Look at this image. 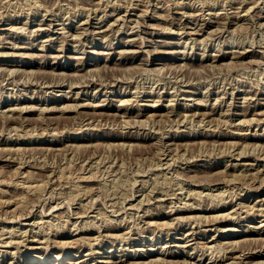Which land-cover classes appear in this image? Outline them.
Listing matches in <instances>:
<instances>
[{
	"label": "rangeland",
	"instance_id": "374dc122",
	"mask_svg": "<svg viewBox=\"0 0 264 264\" xmlns=\"http://www.w3.org/2000/svg\"><path fill=\"white\" fill-rule=\"evenodd\" d=\"M263 12L264 0H0V264H264Z\"/></svg>",
	"mask_w": 264,
	"mask_h": 264
},
{
	"label": "bare ground",
	"instance_id": "6f19581e",
	"mask_svg": "<svg viewBox=\"0 0 264 264\" xmlns=\"http://www.w3.org/2000/svg\"><path fill=\"white\" fill-rule=\"evenodd\" d=\"M241 3H243V2H241ZM245 3H246V2H245ZM240 7H241V6H240ZM250 7H251V5H250ZM250 7H249V8H250ZM238 8H239V7H238ZM246 8H247V6H246ZM242 10H243V9H242ZM245 10H246V9H245ZM245 10H244V11H245ZM95 11H96V10H95ZM141 11H142V10H141ZM246 11H247V10H246ZM246 11H245V12H246ZM145 12H146V11H145ZM145 12H144V13H145ZM111 13H114V12H111ZM116 13H117V12H116ZM118 13H119V12H118ZM137 13H138V12H137ZM139 13H140V12H139ZM139 13H138V14H139ZM248 13H249V12H248ZM1 14H2V13H1ZM1 14H0V15H1ZM96 14H97V13H96ZM141 14H142V12H141L139 15H141ZM223 14H224V13H223ZM223 14H222V15H223ZM56 15H57V14H56ZM58 15H59V14H58ZM116 15H118V14H116ZM119 15H120V14H119ZM130 15H131V14H130ZM146 15H148V14H146ZM151 15H152V13H151ZM153 15H154V14H153ZM222 15H221V16H222ZM236 15H237V14H236ZM263 15H264V12H263ZM1 16H3V15H1ZM1 16H0V18H2ZM7 16H9V15H7ZM46 16H47V15H46ZM90 16H91V15H90ZM121 16H122V15H121ZM180 16H181V14H180ZM180 16H179V17H180ZM221 16H220V18H221ZM225 16H226V15H225ZM237 16H238V15H237ZM243 16H244V15H243ZM259 16H260V15H259ZM47 17H48V16H47ZM47 17H46V18H47ZM49 17H50V15H49ZM52 17H53V16H52ZM60 17H61V16H60ZM85 17H86V16H85ZM91 17H93V16H91ZM97 17H98V16H97ZM100 17H101V16H100ZM114 17H115V16H114ZM116 17H117V16H116ZM118 17H120V16H118ZM128 17H129V16H128ZM128 17H127V18L125 17V18L128 19ZM131 17H132V16H131ZM135 17H136V14H135ZM135 17H134V18H135ZM140 17H142V16H140ZM149 17H150V15H149ZM156 17H157V15H156ZM165 17H166V16H165ZM165 17H164V18H165ZM167 17H168V16H167ZM181 17H182V16H181ZM197 17H198V16H197ZM223 17H224V16H223ZM244 17H245V16H244ZM257 17H258V16H257ZM261 17H262V16H261ZM261 17H258V19H260ZM7 18H9V17H7ZM58 18H59V17H58ZM61 18H63V17H61ZM86 18H87V17H86ZM86 18H84V19L86 20ZM102 18H103V17H102ZM102 18H101V19H102ZM121 18H123V16H122ZM125 18H124V20H125ZM137 18H138V17H137ZM137 18H136V19H137ZM143 18H144V16H143ZM152 18H153V17H152ZM172 18H173V17H172ZM174 18H175V17H174ZM176 18H177V17H176ZM198 18H199V17H198ZM228 18H229V17H228ZM238 18H239V17H238ZM65 19H66V17H65ZM87 19H88V18H87ZM90 19H91V18H90ZM95 19H96V17H95ZM98 19H99V17H98ZM130 19H131V18H130ZM139 19H140V18H139ZM139 19L136 20L137 23H138V20H139ZM141 19H142V18H141ZM141 19H140V22L143 21V20L141 21ZM145 19H146V18H145ZM165 19H166V18H165ZM179 19H180V18H179ZM204 19H206V18H204ZM207 19H208V18H207ZM234 19H235V18H234ZM234 19H233V21H234ZM242 19H243V18H242ZM246 19H247V18H246ZM43 20H44V19H43ZM80 20L83 21L82 18H81ZM80 20H79V21H80ZM93 20H94V19H93ZM108 20H109V19H108ZM113 20H114V19H113ZM116 20H117V19H116ZM118 20H119V18H118ZM132 20H134V19L132 18ZM168 20H169V19H168ZM187 20H188V19H187ZM193 20H194V19H193ZM196 20H197V19H196ZM196 20H195V21H196ZM209 20L211 21V19H209ZM226 20H227V19H226ZM240 20H241V19H240ZM3 21H4V20H3ZM51 21H52V20H51ZM55 21H56V20H55ZM61 21H62V20H61ZM81 21H80V22H81ZM119 21H120V20H119ZM129 21H130V20H129ZM129 21H128V22H129ZM149 21H150V20H149ZM166 21H167V20H166ZM216 21H217V20H216ZM218 21H219V19H218ZM218 21H217V22H218ZM223 21H224V20H223V18H222V21H221V22H223ZM243 21H244V20H243ZM39 22H40V21H39ZM42 22H43V21H42ZM80 22H79V23H80ZM83 22H84V21H83ZM86 22H87V21H86ZM110 22H111V21H110ZM114 22H116V21L114 20ZM121 22H123V21H121ZM121 22H120V23H121ZM124 22H125V21H124ZM136 22H135V23H136ZM140 22H139V23H140ZM143 22H144V21H143ZM143 22H142V23H143ZM150 22H151V21H150ZM173 22H174V20H173ZM187 22H188V21H187ZM190 22H193V21H190ZM219 22H220V21H219ZM224 22H225V21H224ZM231 22H232V21H231ZM234 22H235V21H234ZM259 22H260V21H259ZM259 22L257 21L256 23H259ZM261 22H262V21H261ZM47 23H50V20H49V22H47ZM51 23H52V22H51ZM51 23H50V24H51ZM76 23H77V22H76ZM107 23H109V21H108ZM112 23H113V22H112ZM125 23H126V22H125ZM135 23L133 22V23H130V24L127 23V24L130 26L131 24L134 25ZM146 23H147V22H146ZM168 23H169V22H167V24H168ZM175 23H176V21H175ZM177 23H178V22H177ZM200 23H201V22H200ZM200 23H198V25H201ZM228 23H229V22H228ZM228 23H227V24H228ZM242 23H243V22H242ZM263 23H264V21H263ZM50 24H49V25H50ZM64 24H65V23H64ZM72 24H73V23H72ZM85 24H86V26H87V25H88V22L85 23ZM85 24H84V25H85ZM93 24H94V23H93ZM116 24H117V23H116ZM122 24H123V23H122ZM122 24H121V25H122ZM140 24H141V23H140ZM140 24H139V25H140ZM150 24H151V23H150ZM153 24H154V23H153ZM171 24H172V23H171ZM180 24H181V23H180ZM184 24H185V23H184ZM184 24H183V25H184ZM196 24H197V23H196ZM211 24H212V23H211ZM219 24H220V23H219ZM236 24H239V23H236ZM39 25H40V24H39ZM52 25H53V24H52ZM74 25H75V24H74ZM94 25H95V24H94ZM118 25H120V24H118ZM133 25H132V26H133ZM136 25H137V24H135V26H136ZM176 25H177V24H176ZM190 25H191V24H190ZM194 25H195V24H193V26H194ZM213 25H214V24H213ZM239 25H240V24H239ZM239 25H237V27H238ZM261 25H262V24H261ZM22 26H23V25H22ZM34 26H35V25H34ZM42 26H43V25H42ZM42 26H41V27H42ZM44 26H45V25H44ZM62 26H63V25H62ZM64 26H65V25H64ZM76 26H77V25H76ZM79 26H80V25H79ZM86 26H85V28H86ZM92 26H93V25H92ZM105 26H106V24H105ZM108 26H110V25L107 24V26L104 27V28H107ZM116 26H117V25H116ZM126 26H127V25H125V27H126ZM132 26H131V28H132ZM135 26H134V28H135ZM143 26H144V25H143ZM146 26H147V25H146ZM151 26H152V25H151ZM151 26H150V27H151ZM177 26H179V25H177ZM187 26H188V25H187ZM196 26H197V25H196ZM196 26H195V27H196ZM201 26H202V25H201ZM207 26H208V25H207ZM214 26H215V25H214ZM227 26H228V25H227ZM4 27H5V26H4ZM6 27H7V26H6ZM8 27H9V26H8ZM12 27L14 28V26H12ZM15 27L17 28L18 26H15ZM38 27H40V26H37L36 28H38ZM47 27H48V25H47ZM111 27H112V26H111ZM127 27H128V26H127ZM152 27H153V26H152ZM180 27H181V26H180ZM180 27H179V28H180ZM190 27H191V26H190ZM190 27H189V28H190ZM222 27H223V26H222ZM225 27H226V25H225ZM225 27H224V28H225ZM234 27H235V24H234ZM9 28H11V27H9ZM9 28H8V29H9ZM19 28L22 29V27H19ZM43 28H45V27H43ZM49 28H50V27H48V29H49ZM53 28H54V27H53ZM76 28H77V27H76ZM90 28H91V27H90ZM104 28H102V30H104ZM128 28H129V27H128ZM131 28H129V29H131ZM136 28H137V27H136ZM154 28H155V26H154ZM182 28H183V27H182ZM196 28H199V27H196ZM200 28H201V27H200ZM211 28H212V27H211ZM218 28H220V26H218ZM235 28H236V27H235ZM241 28H242V26H241ZM21 29H19V31H22V30H23V29H22V30H21ZM31 29H32V28H31ZM31 29H30V30H31ZM34 29H35V27L33 28V30H34ZM64 29H65V28H64ZM74 29H75V28H74ZM79 29H80V28H79ZM91 29H92V28H91ZM100 29H101V28H100ZM110 29H111V28H110ZM113 29H114V28H113ZM119 29H120V28H119ZM122 29H123V28H122ZM137 29H139V28H137ZM143 29H144V28H143ZM143 29H142V31H143ZM194 29H195V28H193V30H194ZM213 29H214V28H213ZM213 29H211V30H213ZM221 29H222V28H221ZM13 30H14V29H13ZM35 30H36V29H35ZM35 30H34V31H35ZM39 30H40V29H39ZM44 30H45V29H44ZM50 30H51V29H50ZM55 30H56V29H55ZM81 30H84V26H83V29L81 28ZM96 30H97V29H96ZM96 30H95V31H96ZM108 30H109V28H108ZM133 30H134V29H133ZM139 30H140V29H139ZM152 30H153V29H152ZM181 30H184V29H180V31H181ZM201 30H202V29H201ZM217 30L220 31V29H217ZM237 30H238V29H237ZM9 31H10V30H9ZM9 31H8V33H9ZM69 31H70V30H69ZM77 31H79V30H77ZM87 31H88V30H87ZM93 31H94V30H93ZM93 31H90V33L93 32ZM98 31H100V30H98ZM145 31H146V30H145ZM184 31H185V30H184ZM188 31H189V30H188ZM188 31H187V32H188ZM191 31H192V29H191ZM196 31H197V30H196ZM198 31H199V30H198ZM219 31H216V32H219ZM221 31H222V30H221ZM39 32H40V31H39ZM39 32H38V33H39ZM44 32H45V31H44ZM61 32H63V31L61 30ZM108 32H109V31H108ZM110 32H111V31H110ZM113 32H114V31H113ZM148 32H149V31H148ZM148 32H147V33H148ZM182 32H183V31H182ZM185 32H186V31H185ZM193 32H194V31H193ZM210 32H212V31H210ZM210 32H208V33H210ZM2 33H3V32H2ZM17 33H19V32H17ZM63 33H64V32H63ZM71 33H72V32H71ZM74 33H76V32H74ZM74 33H72V34H74ZM83 33L85 34V32H83ZM87 33H88V32H87ZM98 33H99V32H98ZM100 33H101V32H100ZM102 33H103V32H102ZM137 33H138V32H137ZM142 33H143V32H142ZM149 33H150V32H149ZM199 33H200V31H199ZM206 33H207V32H206ZM206 33H204V34H206ZM208 33H207V34H208ZM5 34H6V33H5ZM10 34H11V33H10ZM47 34H48V33H46V35H47ZM77 34H78V33H77ZM81 34H82V31H81ZM108 34H109V33H108ZM138 34H139V33H138ZM151 34H152V32H151ZM180 34H182V33H180ZM184 34H186V33H184ZM1 35H2V34H1ZM48 35H49V34H48ZM61 35H63V34H61ZM66 35H67V34H66ZM69 35H70V34H69ZM99 35H100V34H99ZM102 35H103V34H102ZM130 35H131V34H130ZM135 35L137 36V34H135ZM143 35H144V34H143ZM143 35L141 34V36H143ZM195 35H196V34H195ZM216 35H217V34H216ZM7 36H8V35H7ZM54 36H55V35H54ZM64 36H65V34H64ZM74 36H75V35H74ZM74 36H73V37H74ZM79 36H80V38H81V35L78 34V37H79ZM128 36H129V35H128ZM141 36H140V37H141ZM213 36H214V35H213ZM1 37H2V36H0V38H1ZM4 37H5V36H4ZM52 37H53V36H51V38H52ZM57 37H58V35H57ZM65 37H66V36H65ZM94 37H95V36H94ZM103 37H105V36L103 35ZM126 37H127V36H126ZM129 37H130V36H129ZM131 37H132V36H131ZM131 37H130V39H131ZM133 37H134V36H133ZM133 37H132V38H133ZM182 37H183V36H182ZM189 37H190V36H189ZM194 37H195V36H194ZM200 37H202V36H200ZM2 38H3V37H2ZM6 38H7V37H6ZM46 38H47V37H46ZM46 38H44V39H46ZM55 38H56V37H55ZM85 38H86V37H85ZM90 38H91V37H90ZM90 38H89V39H90ZM119 38H120V37H119ZM121 38H122V37H121ZM124 38H125V36H124ZM134 38H136V37H134ZM148 38H150V37H148ZM148 38H146V39H148ZM151 38H152V37H151ZM184 38H185V37H184ZM186 38H187V37H186ZM40 39H41V38H40ZM128 39H129V38H128ZM139 39H140V38H139ZM188 39H190V38H188ZM1 40H2V39H1ZM47 40H48V39H47ZM77 40H78V39H77ZM91 40H92V39H91ZM134 40H135V39H134ZM140 40H141V39H140ZM152 40H153V39H152ZM186 40H187V39H185V42H186ZM32 41H33V40H32ZM36 41H37V39H36ZM43 41H44V40H43ZM53 41H54V40H53ZM64 41H65V40H64ZM64 41L62 42L63 44H64ZM141 41H142V40H141ZM153 41H154V40H153ZM4 42H5V40H4ZM29 42H30V41H29ZM65 42H66V41H65ZM74 42H75V39H74ZM79 42H80V39H79ZM83 42H84V41H83ZM138 42H139V41H138ZM144 42H145V41H144ZM147 42H148V41H147ZM151 42H152V41H151ZM165 42H166V41H165ZM183 42H184V41H183ZM8 43H10V42H8ZM11 43H12V42H11ZM11 43H10V45H11ZM16 43H17V42H16ZM24 43H25V42H24ZM33 43H34V42H33ZM111 43H112V42H111ZM128 43H129V41H128ZM163 43H164V42H163ZM163 43H160V44H163ZM2 44H3V43H2ZM36 44H37V43H36ZM39 44H40V43H39ZM41 44H42V43H41ZM47 44H48V42H47ZM109 44H110V43H109ZM124 44H125V43H124ZM146 44H147V43H146ZM149 44H150V43H149ZM158 44H159V42H158ZM248 44H249V43H248ZM3 45H4V44H3ZM15 45H16V44H15ZM15 45H13V46H15ZM21 45H22V44H20V46H21ZM28 45H29V44H28ZM32 45H33V44H32ZM43 45H44V44H43ZM50 45H51V44H50ZM54 45H55V44H54ZM110 45H112V44H110ZM121 45H122V44H121ZM121 45H120V46H121ZM163 45H164V44H163ZM165 45H166V44H165ZM168 45H169V42H168ZM249 45H251V41H250V44H249ZM252 45L254 46V44H252ZM20 46H19V47H20ZM22 46H23V45H22ZM25 46H26V45H25ZM25 46H24V48H25ZM29 46H30V45H29ZM34 46H35V45H34ZM60 46H61V45H60ZM140 46H142V45L140 44ZM149 46H150V45H149ZM253 46H252V47H253ZM1 47H2V46H1ZM43 47H44V46H43ZM52 47H54V46H52ZM56 47H57V46H56ZM56 47H55V48H56ZM62 47H63V46H61V48H62ZM109 47H110V46H109ZM143 47H144V46H143ZM237 47H240V48H241V45H239V46H237ZM242 47H244V46L242 45ZM247 47H248V46H247ZM247 47H246V48H247ZM13 48H15V47H13ZM24 48H23V49H24ZM121 48H122V47H121ZM135 48H136V47H135ZM146 48H147V47H146ZM146 48L144 49L146 52H147V50H150V49H146ZM246 48H244V49H246ZM40 49H42V48H40ZM115 49H116V48H115ZM128 49H129V47H128V48H125L126 52L128 51ZM130 49H131V48H130ZM133 49H134V48H133ZM133 49H132V50H133ZM137 49H138V48H137ZM137 49H134V50H137ZM152 49H153V47H152ZM154 49H155V47H154ZM157 49H158V48H157ZM244 49L242 48L243 52H244ZM6 50H7V49H6ZM67 50H68V49H67ZM122 50H123V49H122ZM132 50H131V52H132ZM139 50H141V49H139ZM142 50H143V48H142ZM155 50H156V49H155ZM236 50H237V49H236ZM242 50H241V51H242ZM4 51H5V50H4ZM9 51H10V50H9ZM14 51L17 52V50H12L13 53H14ZM24 51H25V50H24ZM26 51H27V50H26ZM26 51H25V52H26ZM32 51H33V50H32ZM61 51H62V50H61ZM110 51H111V50H110ZM114 51H116V50H114ZM114 51H113V52H114ZM117 51H118V49H117ZM123 51H124V50H123ZM123 51H122V52H123ZM129 51H130V50H129ZM177 51H178V50H177ZM183 51H184V50H183ZM228 51H229V50H228ZM231 51H232V50H231ZM245 51H246V50H245ZM249 51H250V50H249ZM0 52H2V50H1ZM12 52H11V53H12ZM21 52H23V51L21 50ZM34 52H36V51H34ZM45 52H46V51H45ZM45 52H44V53H45ZM56 52H57V51H56ZM142 52H143V51H142ZM150 52L152 53V51H149V53H150ZM175 52H176V51H175ZM225 52H226V51H225ZM232 52H233V51H232ZM232 52H231V53H232ZM239 52H240V51H239ZM243 52H242V54H243ZM3 53H4V52H3ZM8 53H9V52H8ZM29 53H30V52H28V54H29ZM37 53H38V52H37ZM53 53H54V52H53ZM53 53H52V54H53ZM59 53H60V52H59ZM59 53H58V54H59ZM63 53H64V52H63ZM63 53H62V54H63ZM98 53H99V52H98ZM102 53H103V51H102ZM102 53H101V54H102ZM105 53H106V52H105ZM119 53H121L120 50H119ZM151 53H150V54H151ZM215 53H216V52H215ZM234 53H235V52H234ZM237 53H238V52H237ZM0 54H1V53H0ZM18 54L21 55V53H19V52H18ZM35 54H36V53H35ZM35 54H30V55L33 57ZM40 54H41V53H40ZM42 54H43V52H42ZM42 54H41V56H42ZM47 54H49V53H47ZM47 54H46V55H47ZM50 54H51V53H50ZM58 54H56V55H58ZM60 54H61V53H60ZM66 54H67V53H66ZM66 54H65V55H66ZM103 54H104V53H103ZM147 54H148V53H147ZM147 54H146V55H147ZM183 54H184V53H183ZM200 54H201V53H200ZM208 54H209V53H208ZM212 54H213V53H212ZM242 54H241V55H242ZM8 55H9V54H8ZM24 55H25V54H24ZM26 55H27V52H26ZM36 55H37V54H36ZM38 55H39V53H38ZM38 55H37V56H38ZM56 55H55V56H56ZM69 55H70V54H69ZM71 55H72V54H71ZM108 55H109V54H108ZM204 55H205V54H204ZM217 55H218V54H217ZM239 55H240V54H239ZM245 55H246V54H245ZM21 56H22V55H21ZM31 56H30V57H31ZM51 56H52V55H51ZM59 56H60V55H59ZM72 56H73V55H72ZM74 56H75V55H74ZM77 56H78V55H77ZM77 56H76V57H77ZM126 56H128V55H126ZM136 56H137V55H136ZM147 56H148V55H147ZM150 56H151V55H150ZM201 56H202V55H201ZM212 56H213V55H212ZM231 56H232V54H231ZM231 56H230V57H231ZM234 56H235V55H234ZM12 57H13V56H12ZM27 57H28V56H27ZM45 57H46V56H45ZM53 57H54V56H53ZM53 57H52V58H53ZM81 57H82V56H81ZM106 57H107V56H106ZM130 57H131V56H130ZM222 57H223V56H222ZM232 57H233V56H232ZM56 58H57V57H56ZM78 58H79V57H78ZM126 58H127V57H126ZM132 58H134V57H132ZM153 58H154V57H153ZM190 58H191V57H190ZM190 58H189V59H190ZM200 58H201V57H200ZM210 58H211V57H210ZM212 58H213V57H212ZM214 58H216V56H215ZM214 58H213V59H214ZM244 58H245V57H244ZM4 59H5V58H4ZM213 59H212V60H213ZM74 60H75V58H74ZM120 60H121V59H120ZM126 60H127V59H126ZM126 60H124V61H126ZM144 60H145V59H144ZM144 60H143V62H144ZM182 60H183V57H182ZM200 60H201V59H200ZM234 60H236V59H234ZM237 60H238V59H237ZM239 60H240V59H239ZM146 61H147V60H146ZM190 61H191V60H190ZM209 61H210V60H209ZM209 61H208V62H209ZM220 61H221V60H220ZM0 62H1V61H0ZM16 62H17V61H16ZM31 62H32V60H31ZM31 62H28V63L26 62L25 64H26V65H31ZM110 62H111V61H110ZM110 62H109V63H110ZM116 62H117V61H116ZM143 62H142V64L145 63V62H144V63H143ZM182 62H183V61H182ZM182 62H181V64H182ZM206 62H207V61H206ZM211 62H212V61H211ZM217 62H218V61H217ZM217 62H216V65H217ZM13 63H14V62H13ZM82 63H83V61H82ZM103 63H104V62H103ZM113 63H114V62H113ZM113 63H112V64H113ZM124 63H125V62H124ZM176 63H177V62H176ZM189 63H190V62H189ZM209 63H210V62H209ZM214 63H215V62H214ZM220 63H221V62H220ZM223 63H224V62H223ZM223 63H222V65H223ZM7 64H9V61L7 62ZM54 64H55V63H54ZM77 64H78V63H77ZM120 64H121V63H120ZM181 64H179V65H181ZM210 64H211V63H210ZM9 65H12V64L10 63ZM80 65H81V64H80ZM82 65H83V64H82ZM102 65H103V64H102ZM114 65H115V64H114ZM144 65H145V64H144ZM146 65H147V64H146ZM162 65H163V64H162ZM182 65H183V64H182ZM184 65H185V64H184ZM188 65H189V64H188ZM212 65H213V63H212ZM16 66H17V65H16ZM76 66H77V65H76ZM95 66H96V65H95ZM110 66H112V65H110ZM210 66H211V65H210ZM1 67H3V66H1ZM1 67H0V68H1ZM11 67H12V66H11ZM29 67H30V66H29ZM51 67H53V66H51ZM54 67H55V66H54ZM58 67H59V65H58ZM105 67H107V65H105ZM108 67H109V66H108ZM113 67H114V66H112V68H113ZM181 67H184V66H181ZM186 67H187V65H186ZM186 67H185V68H186ZM4 68H5V67H4ZM4 68H3V69H4ZM16 68H17V67H15V69H16ZM23 68H25V67H23ZM34 68H35V67H34ZM39 68H40V67H39ZM80 68H81V67H80ZM110 68H111V67H110ZM153 68H154V67H153ZM158 68H159V67H158ZM188 68H189V67H188ZM9 69H11V68H9ZM13 69H14V68H13ZM19 69H22V68H19ZM29 69L32 70L33 68H29ZM29 69H27V70L29 71ZM35 69H36V68H35ZM37 69H38V68H37ZM42 69H43V66H42ZM104 69H105V68H104ZM144 69H145V68H144ZM4 70H5V69H4ZM6 70H8V67H7V66H6ZM22 70H23V69H22ZM31 70H30V72H31ZM56 70H57V69H56ZM61 70H62V69H61ZM61 70H60V71H61ZM77 70H78V69H77ZM156 70H157V69H156ZM158 70H159V69H158ZM168 70L170 71L169 68H168ZM168 70H167V71H168ZM11 71H12V69H11ZM25 71H26V70H25ZM33 71H35V70H33ZM38 71H40V70H38ZM41 71H42V70H41ZM45 71H46V70H45ZM45 71H43V72H45ZM47 71L49 72V70H47ZM4 72H5V71H4ZM19 72H20V70H19ZM23 72H24V71H23ZM55 72H56V71H54V73H55ZM57 72H59V70H58ZM61 72H62V71H61ZM175 72H176V70H175ZM178 72H179V70H178ZM182 72H183V71H182ZM6 73H7V72H6ZM10 73H11V72H10ZM12 73H15V72H12ZM16 73H17V72H16ZM59 73H60V72H59ZM59 73H57V74H59ZM0 74H1V72H0ZM2 74H3V73H2ZM30 74H31V73H30ZM60 74H61V73H60ZM174 74H175V73H174ZM174 74H173V75H174ZM176 74H177V73H176ZM3 75H4V74H3ZM5 75H6V74H5ZM5 75H4V76H5ZM18 75H19V73H18ZM20 75H22V73H21ZM27 75H28V74H27ZM37 75H38V74H37ZM62 75H64V72H63ZM177 75H179V74H177ZM10 76H11V75H10ZM40 76H41V75H40ZM58 76H59V75H58ZM65 76H66V75H65ZM181 76H182V75H181ZM11 77H12V76H11ZM30 77H31V76H30ZM36 77H37V76H36ZM173 77H174V76H173ZM173 77H172V78H173ZM16 78H17V77H16ZM19 78H20V76H19ZM177 78H178V76H177ZM177 78H176V79H177ZM182 78H183V76H182ZM13 79H14V78H13ZM13 79H12V80H13ZM17 79H18V78H17ZM34 79H35V78H34ZM89 79H90V78H89ZM89 79H88V80H89ZM91 79H92V78H91ZM176 79H175V81H176ZM179 79H181V78H179ZM37 80H38V79H37ZM39 80H40V79H39ZM39 80H38V82H39ZM177 80H178V79H177ZM1 81H2V80H1ZM35 81H36V79H35ZM45 81H46V80H45ZM49 81H50V80H49ZM86 81H87V80H86ZM2 82H3V81H2ZM12 82H13V81H12ZM17 82H18V81H17ZM17 82H16V83H17ZM31 82H33V81H31ZM89 82H90V81H89ZM89 82H87V84H88ZM93 82H96V81H93ZM104 82H105V81H104ZM104 82H103V84H104ZM180 82H181V81H180ZM183 82H184V84H185V81H183ZM186 82H188V81H186ZM7 83H8V82H7ZM33 83H34V82H33ZM8 84H9V83H8ZM10 84H11V83H10ZM13 84H14V83H13ZM13 84H12V85H13ZM31 84H32V83H31ZM49 84H50V83H49ZM54 84H55V83H54ZM60 84H61V83H60ZM60 84H59V85H60ZM97 84H98V83H97ZM101 84H102V83H101ZM164 84H165V83H164ZM171 84H172V83H171ZM181 84H182V83H181ZM186 84H187V83H186ZM227 84H228V83H227ZM4 85H5V84H4ZM15 85H17V84H15ZM38 85H39V84H38ZM40 85H41V84H40ZM69 85H70V84H69ZM182 85H183V84H182ZM187 85H188V84H187ZM189 85H190V84H189ZM223 85H224V84H223ZM225 85H226V84H225ZM225 85H224V86H225ZM43 86H44V85H43ZM86 86H87V85H86ZM90 86H91V85H90ZM93 86H94V84H93ZM111 86H112V85H111ZM172 86H173V85H172ZM174 86H175V85H174ZM180 86H181V85H180ZM232 86H233V85H232ZM3 87H4V86H3ZM69 87H70V86H69ZM96 87H97V86H96ZM102 87H103V86H102ZM175 87H176V86H175ZM175 87H174V88H175ZM225 87H226V86H225ZM225 87H224V88H225ZM43 88H44V87H43ZM103 88H104V87H103ZM179 88H180V87H179ZM230 88H231V86H230ZM230 88H229V89H230ZM232 88H233V87H232ZM100 89H101V88H100ZM104 89H105V88H104ZM104 89H103V90H104ZM177 89H178V88H177ZM181 89L183 90L184 87L181 88ZM189 89H190V88H188V89H186V90H189ZM250 89H253V88H250ZM255 89H256V88H255ZM257 89H258V88H257ZM32 90H34V89H32ZM52 90H53V89H52ZM179 90H180V89H179ZM184 90H185V89H184ZM226 90H227V89H226ZM6 91H7V89H6ZM40 91H42V90H40ZM50 91H51V90H50ZM75 91H76V90H75ZM190 91H191V89H190ZM219 91H220V90H219ZM219 91H218V92H219ZM221 91H222V89H221ZM224 91H225V90H224ZM230 91H233V89H232V90L230 89ZM245 91H246V90H245ZM245 91H244V92H245ZM250 91H251V90H250ZM255 91H256V90H255ZM257 91H258V90H257ZM9 92H10V91H9ZM76 92H77V91H76ZM76 92H74V93L76 94ZM127 92H129V91H127ZM155 92H156V91H155ZM176 92H177V91H176ZM215 92H216V91H214V93H215ZM248 92H249V91H248ZM253 92H254V90H253ZM261 92H262V91H261ZM4 93H5V92H4ZM82 93H83V92H82ZM85 93H86V92H85ZM123 93H124V92H123ZM157 93H158V91H157ZM187 93H188V92H187ZM254 93H256V92H254ZM33 94H34V93H33ZM180 94H182V93H180ZM183 94H184V93H183ZM10 95H11V94H10ZM35 95H36V94H35ZM77 95H79V94L77 93ZM105 95H106V94H105ZM159 95H160V94H159ZM184 95H185V94H184ZM186 95H187V94H186ZM219 95H220V94H219ZM226 95H228V94H226ZM244 95H246V94H244ZM250 95H252V94H250ZM250 95H249L250 98L254 97V96H250ZM8 96H9V94H8ZM17 96H18V95H17ZM31 96H32V95H31ZM81 96H82V95H81ZM174 96H175V94H174ZM188 96H189V95H188ZM190 96H191V95H190ZM220 96H221V95H220ZM220 96H219V97H220ZM228 96H229V95H228ZM230 96H231V95H230ZM234 96H235V94H234ZM242 96H243V95H242ZM32 97H33V96H32ZM68 97H69V96H68ZM73 97H74V96L71 95V98H70V99H72ZM183 97H184V96H183ZM216 97H217V96H216ZM221 97H222V96H221ZM247 97H248V96H246V100H247ZM120 98H121V97H120ZM222 98H223V97H222ZM225 98H226V97H225ZM233 98H234V97H233ZM14 99H15V98H14ZM19 99H20V98H19ZM66 99H67V98H66ZM76 99H77V98H76ZM105 99H106V98H105ZM123 99H124V98H122V100H123ZM125 99H127V101H128V98H125ZM218 99H219V98H218ZM237 99H238V98H237ZM242 99H243V98H242ZM244 99H245V96H244ZM258 99H259V97H258ZM40 100H41V99H40ZM74 100H75V99H74ZM199 100H200V99H199ZM201 100H202V99H201ZM203 100H204V99H203ZM224 100H225V99H224ZM228 100H229V99H228ZM232 100H233V99H232ZM16 101H17V100H16ZM20 101H21V100H20ZM75 101H76V100H75ZM75 101H74V102H75ZM119 101H120V99H119ZM124 101H125V100H123V102H124ZM243 101H245V100H243ZM247 101H248V100H247ZM123 102H120V103L123 104ZM133 102H135V101H133ZM219 102H221V101H219ZM231 102H232V101H231ZM234 102H235V101H234ZM76 103H77V102H76ZM76 103L73 104V105H76ZM126 103H127V102H126ZM198 103H199V102H198ZM201 103H202V102H201ZM232 103H233V102H232ZM259 103H260V102H259ZM71 104H72V101H71ZM71 104H70V105H71ZM81 104H82V103H81ZM98 104H100V103H98ZM129 104H130V103H129ZM203 104H204V103H203ZM205 104H206V103H205ZM205 104H204V105H205ZM223 104H224V103H223ZM247 104H248V103H247ZM262 104H263V102H262ZM29 105H30V104H29ZM67 105H68V104H67ZM73 105H72V106H73ZM86 105H87V103H86ZM88 105H89V104H88ZM93 105H94V104H93ZM95 105H96V104H95ZM123 105H124V104H123ZM123 105H122V106H123ZM131 105H132V104H131ZM134 105H135V103H134ZM207 105H208V104H207ZM207 105H206V106H207ZM219 105H220V104H219ZM226 105H227V104H226ZM232 105H233V104H232ZM245 105H246V104H245ZM26 106H27V105H26ZM26 106H24V107H26ZM53 106H54V105H53ZM72 106H70V108L73 109L74 106H73V107H72ZM79 106H80V104H79ZM102 106H103V105H102ZM118 106H120V105H118ZM155 106H156V105H155ZM210 106H211V105H210ZM28 107H29V106H28ZM45 107L48 108L47 106H45ZM55 107H56V108H52V109H57L58 106H55ZM75 107H76V106H75ZM75 107H74V108H75ZM201 107H202V106H201ZM204 107H205V106H204ZM214 107H215V106H214ZM247 107H248V106H247ZM247 107H246V109H247ZM253 107H254V106H253ZM259 107H260V105H259ZM9 108H10V107H9ZM9 108H7V109H9ZM11 108H12V107H11ZM18 108H20V107H18ZM31 108H32V106H31ZM33 108H35V107H33ZM33 108H32V109H33ZM62 108H65V106H63ZM70 108H69V110H71ZM76 108H77V107H76ZM83 108H84V107H83ZM209 108H210V107H209ZM254 108H255V107H254ZM16 109H17V107L15 108V110H16ZM21 109H23V108H21ZM25 109H26V111L28 110L27 108H25ZM29 109H30V108H29ZM58 109H59V108H58ZM58 109H57V110H58ZM65 109H68V108H65ZM103 109H104V108H103ZM124 109H125V108H124ZM137 109H138V108H137ZM211 109H212V108H211ZM217 109H218V108H217ZM12 110H13V108H12ZM12 110H11V111H12ZM15 110H14V113L16 112ZM23 110H24V109H23ZM23 110H22V111H23ZM43 110H45V108H44ZM43 110H38V112H39V111L42 112ZM75 110H76V109H75ZM256 110H257V109H256ZM256 110H255V112H256ZM9 111H10V110H9ZM24 111H25V110H24ZM29 111H30V110H29ZM46 111H47V110H46ZM48 111H49V109H48ZM67 111H68V110H67ZM78 111H79V110H78ZM100 111H102V110H100ZM100 111H98V114H99ZM103 111H104V110H103ZM208 111H210V110H208ZM213 111H215V110H213ZM244 111H245V110H244ZM247 111H248V110H247ZM257 111H258V110H257ZM60 112H61V111H60ZM79 112H80V111H79ZM84 112H85V110H84ZM126 112H127V111H126ZM135 112H136V111H135ZM137 112H138V111H137ZM139 112H140V111H139ZM200 112H201V111H200ZM205 112H206V110H205ZM245 112H246V111H245ZM245 112H244V113H245ZM250 112H251V111H250ZM250 112H249V113H250ZM258 112H259V111H258ZM260 112H261V111H260ZM3 113H4V112H3ZM17 113H18V112H17ZM17 113H16V114H17ZM76 113H77V112H76ZM81 113H82V112H81ZM86 113H87V112H86ZM91 113H92V112H91ZM102 113H103V112H102ZM104 113H105V112H104ZM104 113H103V114H104ZM129 113H130V112H129ZM196 113H198V112H196ZM208 113H209V112H208ZM216 113H217V112H216ZM241 113H242V115H243V112H241ZM252 113H253V117H254V112H252ZM252 113H250V114H252ZM261 113H262V112H261ZM5 114H6V113H5ZM16 114H15V115H16ZM18 114H21V112L18 113ZM18 114H17V115H18ZM43 114H44V113H43ZM84 114H85V113H83V115H84ZM87 114H88V113H87ZM103 114H102V115H103ZM106 114H107V113H106ZM108 114H109V112H108ZM123 114H124V113H123ZM132 114L134 115V113H132ZM201 114H202V113H200V115H201ZM204 114H205V113H204ZM204 114H202V115H204ZM210 114H213V113H210ZM255 114H257V113H255ZM7 115H8V114H7ZM7 115H6V116H7ZM13 115H14V114H13ZM45 115H46V114H45ZM45 115H44V116H45ZM88 115H89V114H88ZM91 115H93V113H92ZM100 115H101V114H99V116H100ZM102 115H101V117H102ZM109 115H110V114H109ZM113 115H114V114H113ZM115 115H116V114H115ZM117 115H118V114H117ZM126 115H129V114H126ZM135 115L138 116V114H135ZM152 115H153V114H152ZM154 115H155V114H154ZM192 115H193V114H192ZM4 116H5V115H4ZM6 116H5V117H6ZM21 116H22V115H21ZM46 116H47V115H46ZM46 116H45V117H46ZM67 116H68V114H67ZM67 116H65V117H67ZM84 116H85V115H84ZM94 116H95V113H94ZM94 116H93V118H94ZM99 116H98V118H99ZM122 116H123V115H121V117H122ZM124 116H125V115H124ZM139 116H140V115H139ZM194 116H195V115H194ZM196 116H197V115H196ZM196 116H195V117H196ZM243 116H244V115H243ZM258 116H259V115H258ZM1 117H2V116H1ZM14 117H16V116H13L12 118H14ZM28 117H29V116H27L26 118H28ZM59 117H60V116H59ZM62 117H63V116H62ZM77 117H78V118H82V117H79V116H77ZM85 117H87V116H85ZM101 117H100V118H101ZM105 117H106V116H105ZM132 117H133V116H132ZM146 117H147V116H146ZM191 117H193V116H191ZM199 117H200V116H199ZM202 117H203V116H202ZM210 117H211V116H210ZM245 117H246V116H245ZM245 117H244V118H245ZM8 118H9V117H8ZM12 118H11V120H12ZM18 118H20V117H18ZM31 118H32V117H31ZM35 118H36V117H35ZM42 118H43V117H42ZM46 118H47V117H46ZM51 118H52V116H51ZM55 118H58V116H56ZM68 118H69V117H68ZM71 118H72V117H70L69 119H71ZM75 118H76V117H75ZM90 118H91V117H90ZM95 118H96V117H95ZM95 118H94V119H95ZM102 118H103V117H102ZM106 118H107V117H106ZM130 118H131V116H130ZM138 118H140V117H138ZM138 118H137V119H138ZM182 118H183V117H182ZM211 118H212V117H211ZM211 118H210V119H211ZM261 118H262V117H261ZM3 119H4V118H3ZM6 119H7V118H6ZM6 119H5V121H6ZM29 119H30V117H29ZM32 119H33V118H32ZM43 119H45V118H43ZM48 119H49V117H48ZM53 119H54V117H53ZM60 119H61V118H60ZM65 119H66V118H65ZM69 119H68V123H69ZM82 119H83V118H82ZM134 119H135V118H134ZM137 119H136V120H137ZM195 119H196V118H195ZM210 119H209V120H210ZM212 119H213V118H212ZM254 119H255V117H254ZM263 119H264V118H263ZM8 120H9V119H8ZM11 120H9V122H10ZM13 120H16V119L14 118ZM17 120H20V119H17ZM17 120H16V121H17ZM23 120H24V118H23ZM27 120H28V119H27ZM27 120H26V121H27ZM38 120H39V119H38ZM55 120H57V119H55ZM85 120H86V119H85ZM89 120H90V119H88V121H89ZM91 120H92V119H91ZM127 120H128V119H127ZM131 120H132V119H130V121H131ZM146 120H147V119H146ZM150 120H151V119H150ZM177 120H178V119H177ZM182 120L184 121V118H183ZM197 120H198V119H197ZM207 120H208V118H207ZM207 120L204 121V119H202V121H204V122H206ZM245 120H247V118H246ZM245 120H244V121H245ZM250 120H252V118H251ZM259 120H260V119H259ZM3 121H4V120H3ZM34 121H37V119H36V120L34 119ZM43 121H44V120H43ZM49 121H50V119H49ZM49 121H48V122H49ZM79 121H80V120H79ZM81 121H82V120H81ZM95 121H96V120H95ZM138 121H139V120H138ZM143 121H144V120H143ZM178 121H179V120H178ZM200 121H201V120H200ZM200 121H199V122H200ZM248 121H249V120H248ZM260 121H261V120H260ZM7 122H8V121H7ZM30 122H31V121H30ZM32 122H33V120H32ZM32 122H31V123H32ZM39 122H40V121H39ZM53 122H54V121H53ZM55 122H56V121H55ZM73 122H75V121H73ZM76 122H77V121H76ZM76 122H75V124H76ZM82 122H84V121H82ZM82 122H81V123H82ZM134 122H135V121H134ZM141 122H142V121H141ZM144 122H145V121H144ZM180 122H181V121H180ZM208 122H210V121H208ZM257 122H258V121H257ZM13 123H14V121H13ZM21 123H22V121H21ZM21 123H20V124H21ZM51 123H52V122H51ZM58 123H59V122H58ZM63 123H64V122H63ZM63 123H62V124H63ZM65 123H66V122H65ZM68 123H67V124H68ZM79 123H80V122H79ZM81 123H80V125H81ZM86 123H87V122H86ZM86 123H85V124H86ZM130 123H131V122H130ZM3 124H4V122H3ZM16 124H17V123H16ZM22 124H23V123H22ZM37 124H38V123H37ZM56 124H57V123H56ZM56 124H55V125H56ZM207 124H209V123H207ZM4 125H6V124H4ZM18 125H19V124H18ZM23 125H25V124H23ZM28 125H29V124H28ZM33 125H34V124H33ZM38 125H39V124H38ZM47 125H48V124H47ZM47 125H44V127L47 126ZM71 125H72V124H71ZM78 125H79V124H78ZM89 125H91V124H89ZM7 126H8V125H7ZM14 126H15V125H14ZM16 126H17V125H16ZM26 126H27V125H26ZM30 126H31V125H30ZM58 126H59V125H58ZM63 126H64V125H63ZM73 126H74V125H73ZM8 127L10 128V126H8ZM23 127H24V126H23ZM28 127H29V126H28ZM28 127H26V128H28ZM35 127H36V125H35ZM56 127H57V126H56ZM2 128L4 129V127H2ZM12 128H13V127H12ZM26 128H25V129H26ZM48 128H49V127H48ZM71 128H72V126H71ZM7 129H8V128H7ZM7 129H6V130H7ZM10 129H11V128H10ZM17 129H18V128H17ZM33 129L35 130L34 127H33ZM41 129H43V128H41ZM73 129H74V127H73ZM0 130H1V129H0ZM15 130H16V128H15ZM29 130H30V128H29ZM44 130H45V129H44ZM56 130H57V129H56ZM61 130H62V129H61ZM3 131H4V130H3ZM8 131H9V130H8ZM24 131H26V130H24ZM32 131H33V130H32ZM0 132H2V131H0ZM5 132H7V131H5ZM9 132H10V131H9ZM57 132H59V131H57ZM63 132H64V131H63ZM24 133H25V132H24ZM60 133H61V132H60ZM65 133H66V132H65ZM57 134H58V133H57ZM89 134H90V133H89ZM90 135H91V134H90ZM254 135L256 136L257 134L255 133ZM254 135H253V136H254ZM56 136H57V135H56ZM251 136H252V135H251ZM258 136H259V135H258ZM59 137H60V136H59ZM80 137H81V136H80ZM142 137H143V136H142ZM249 137H250V136H249ZM30 138H31V137H30ZM56 138H57V137H56ZM68 138H69V137H68ZM27 139H28V138H27ZM41 139H42V138H41ZM82 139H83V138H82ZM52 140H53V139H52ZM56 140H57V139H56ZM63 140H64V139H63ZM65 140H66V139H65ZM61 141H62V140H61ZM61 141H60V142H61ZM1 142H2V141H1ZM5 142H7V141H5ZM64 143H65V142H64ZM70 143H72V142H70ZM70 143H65V144L67 145V144H70ZM181 143H182V142H181ZM62 144H63V143H62ZM62 144H61V145H62ZM163 144H164V143H163ZM171 144H172V143H171ZM235 144H237V142H236ZM12 145H13V143H12ZM80 145H83V144H80ZM160 145H161V144H160ZM55 146H56V145H55ZM64 146H65V145H64ZM72 146H73V145H72ZM168 146H169V144H168ZM168 146H167V147H168ZM175 146H176V145H175ZM182 146H183V145H182ZM182 146H181V147H182ZM47 147H48V146H47ZM47 147H46V148H47ZM52 147H53V146H52ZM74 147H75V146H74ZM160 147L162 148V146H160ZM164 147H165V146H164ZM164 147H163V148H164ZM181 147H180V148H181ZM185 147H187V146H185ZM0 148H1V147H0ZM3 148H4V147H3ZM5 148H6V147H5ZM7 148H8V147H7ZM13 148H14V147H13ZM43 148H44V147H43ZM46 148H45V149H46ZM49 148H50V146H49ZM55 148H56V147H55ZM55 148H54V149H55ZM57 148H58V147H57ZM57 148H56V149H57ZM63 148H64V147H63ZM69 148H70V147H69ZM78 148H79V147H78ZM157 148H158V147H157ZM157 148H156V149H157ZM168 148H169V147H168ZM18 149H21V148H18ZM22 149H23V148H22ZM25 149H26V148H25ZM65 149H66V148H65ZM73 149H74V148H73ZM176 149H177V148H176ZM185 149H186V148H185ZM3 150H4V149H3ZM7 150H8V149H7ZM10 150H12L11 152H13V149H12V148H11ZM10 150H9V153H11ZM49 150H50V149H49ZM57 150H58V149H57ZM57 150H56V151H57ZM149 150H151V149H149ZM160 150H161V149H160ZM165 150H166V149H165ZM54 151H55V150H54ZM70 151H71V150H70ZM161 151H162V150H161ZM2 152H3V151H2ZM147 152H148V151H147ZM149 152H150V151H149ZM3 153H4V152H3ZM7 155H8V154H7ZM84 156H85V155H84ZM86 156H87V155H86ZM89 156H90V155H89ZM10 157H11V156H10ZM10 157H9V158H10ZM12 157H13V156H12ZM263 157H264V156H263ZM0 159H1V158H0ZM2 159H3V158H2ZM6 159H8V157H7ZM11 159H12V158H11ZM11 159H10V160H11ZM14 159H15V158H14ZM12 160H13V159H12ZM167 161H168V160H167ZM14 162H15V161H14ZM16 163H17V162H16ZM165 163H166V162H165ZM33 165H34V164H33ZM42 165H44V164H42ZM48 165H49V164H48ZM31 166H32V165H31ZM35 166H36V165H35ZM35 166H34V167H35ZM261 167H262V166H261ZM42 168H43V167H42ZM257 169H258V168H257ZM257 169H256V170H257ZM42 170H43V169H42ZM44 171H45V169L43 170V172H44ZM51 171H53V170H51ZM49 172H50V171H49ZM49 172H48V174H49ZM255 172H256V171H255ZM36 173H37V172H36ZM217 173H219V172H217ZM257 173L260 174V171L257 172ZM31 174H32V173H31ZM38 174H39V173H38ZM48 174H47V175H48ZM215 174H216V173H215ZM252 174H253V173H252ZM213 175H214V174H213ZM222 175H223V174H222ZM254 175H255V174H254ZM256 175H257V174H256ZM256 175H255V176H256ZM261 175H262V174H261ZM261 175H260V176H261ZM44 176H45V175H44ZM217 176H218V174H217ZM262 176H264V175H262ZM34 177H35V176H34ZM80 177H81V176H80ZM224 177H225V175L223 176V178H224ZM257 177H258V176H257ZM41 178H42V177H41ZM81 178H82V177H81ZM83 178H84V177H83ZM83 178H82V179H83ZM225 178H226V177H225ZM259 178H260V177H259ZM261 178H262V177H261ZM82 179H81V180H82ZM213 179H214V178H213ZM215 179H216V178H215ZM215 179H214V180H215ZM220 179H221V178H220ZM254 179H255V178H254ZM227 180H228V179H227ZM255 180H257V178H256ZM225 181H226V180H225ZM253 181H254V180H253ZM258 181H259V180H258ZM260 181H261V179H260ZM262 181H264L263 178H262ZM251 182H252V181H251ZM252 183H253V182H252ZM252 183H251V184H252ZM254 183H255V182H254ZM261 183H262V182H261ZM248 184H249V183H248ZM255 185H256V184H255ZM256 186H257V185H256ZM247 187H248V186H247ZM150 188H152V187H150ZM155 188H156V187H155ZM251 188H252V186H251ZM254 188H255V187H254ZM256 188H257V187H256ZM257 189H258V188H257ZM149 190H150V189H149ZM156 190H157V189H156ZM158 190H159V189H158ZM150 191H151V190H150ZM161 192H162V190H161ZM163 192H164V191H163ZM149 193H150V192H148V194H149ZM235 196H236V195H235ZM125 197H126V196H125ZM159 197H160V196H159ZM128 198H129V196H128ZM126 199H127V197H126ZM13 200H14V199H13ZM15 200H16V199H15ZM140 200H141V199H140ZM198 200H200V199H198ZM202 200H203V199H202ZM208 200H209V199H208ZM210 200H211V199H210ZM213 200H214V199H213ZM222 200H223V199H222ZM231 200H232V199H231ZM195 201H196V200H195ZM218 201H219V200H218ZM220 201H221V198H220ZM261 201H262V200H259V202H261ZM36 202H37V200H36ZM198 202H199V201H198ZM200 202H201V201H200ZM200 202H199V203H200ZM202 202H203V201H202ZM202 202H201V203H202ZM205 202H206V201H205ZM207 202H208V201H207ZM221 202H222V201H221ZM230 202H231V201H230ZM138 203H139V202H138ZM184 203H185V202H184ZM196 203H197V202H196ZM210 203H212V201H211ZM213 203H214V202H213ZM223 203H224V202H223ZM223 203L220 204L219 206H224ZM233 203H234V202H233ZM238 203H239V202H238ZM263 203H264V202H263ZM185 204H186V203H185ZM215 204H216V203H215ZM215 204H213V205L215 206ZM257 204H258V203H257ZM260 204H261V203H260ZM131 205H133V204H131ZM137 205H138V204H137ZM137 205H136V206H137ZM174 205H175V204H174ZM189 205H190V204H189ZM195 205H197V204H195ZM200 205H201V204H200ZM200 205H199V206H200ZM207 205H208V204H207ZM51 206H52V205H51ZM53 206H54V205H53ZM205 206H206V205H205ZM205 206H204V207H205ZM217 206H218V204H217ZM239 206H240V204H239ZM55 207H56V206H55ZM80 207H81V206H80ZM123 207H124V206H123ZM183 207H185V206H183ZM186 207H188V206H186ZM190 207L193 208L192 206H190ZM197 207H198V206H197ZM201 207H203V206H201ZM215 207H216V206H215ZM88 208H89V206H88ZM172 208H175V207H172ZM181 208H182V207H180V209H181ZM191 208H190V209H191ZM49 209H51V208H49ZM52 209H54V208L52 207ZM52 209H51V210H52ZM81 209H82V208H81ZM119 209H120V208H119ZM176 209H177V208H176ZM176 209H175V210H176ZM182 209H183V208H182ZM196 209H197V208H196ZM211 209H212V208H211ZM213 209H214V208H213ZM219 209H220V208H219ZM87 210H88V209H87ZM160 210H161V209H160ZM170 210H171V209H170ZM205 210H206V209H205ZM214 210H215V209H214ZM82 211H83V210H82ZM163 211H164V210H163ZM179 211H180V210H179ZM159 212H160V211H159ZM62 214H63V213H62ZM151 214H152V213H151ZM227 214H228V213H227ZM261 214H262V213H261ZM214 215H215V214H214ZM216 215H217V214H216ZM218 215H219V214H218ZM223 215H224V214H223ZM223 215L221 214V217H222ZM253 215H255V214H253ZM262 215H264V214H262ZM148 216H149V215H148ZM206 216H208V215H206ZM209 216H211V215H209ZM224 216H225V215H224ZM60 217H61V216H60ZM169 217H170V216H169ZM180 217L182 218V216H180ZM193 217H194V216H193ZM212 217H213V215H212ZM212 217H211V220H212ZM216 217H217V216H216ZM226 217H228V215H226ZM263 217H264V216H263ZM173 218H174V217H173ZM177 218H178V217H177ZM181 218H180V220H181ZM183 218H186V216L183 217ZM183 218H182V219H183ZM194 218L197 219L196 215H195ZM208 218H209V217H208ZM208 218H207L206 221H208V220L210 219V218H209V219H208ZM217 218H218V217H217ZM222 218H223V217H222ZM174 219H175V218H174ZM199 219H200V218H199ZM214 219H215V217H214ZM219 219H220V218H219ZM229 219H230V218H229ZM262 219H263V218H262ZM185 220H186V219H185ZM199 221H201V220H199ZM202 221H203V220H202ZM216 221H217V220H216ZM223 221H224V220H223ZM227 221H228V220H227ZM75 222H76V221H75ZM177 222H178V221H177ZM182 222H183V221H182ZM197 222H198V221H197ZM85 223H86V221H85ZM158 223H160V222H158ZM163 223H164V222H163ZM167 223H168V222H167ZM204 223H205V221H204ZM73 224H74V223H73ZM83 224H84V223H83ZM92 224H93V223H92ZM114 224H115V223H114ZM169 224H170V223H169ZM172 224H174V223H172ZM85 225H86V224H85ZM93 225H94V224H93ZM93 225H92V226H93ZM106 225H107V224H106ZM108 225H109V224H108ZM111 225H112V224H111ZM176 225H177V224H176ZM180 225H181V224H180ZM203 225H204V224H203ZM115 226H116V225H115ZM198 226H199V225H198ZM83 227H84V225H83ZM112 227H113V226H112ZM117 227H118V226H117ZM169 227H170V226H169ZM189 227H190V226H189ZM215 227H216V225H215ZM215 227H214V228H215ZM217 227H218V226H217ZM217 227H216V228H217ZM105 228H106V227H105ZM108 228H110V227H108ZM108 228H107V229H108ZM177 228H178V227H177ZM93 229H94V228H93ZM95 229H96V228H95ZM98 229H99V228H98ZM113 229H114V228H113ZM167 229H168V228H167ZM174 229H176V228L174 227ZM197 229H198V228H197ZM218 229H219V228H218ZM218 229H217V230H218ZM65 230H66V229H65ZM67 230H68V229H67ZM85 230H86V229H85ZM193 230H194V229H193ZM193 230H192V231H193ZM96 231H99V230H96ZM188 231H189V230H188ZM188 231H187V232H188ZM196 231H197V230H196ZM64 232H65V231H64ZM189 232H190V231H189ZM203 232L205 233V231H203ZM253 232H254V231H253ZM23 233L25 234V232H23ZM66 233H67V232H66ZM100 233H103V232H100ZM100 233H98V235H100ZM110 233H111V232H110ZM182 233H183V232H182ZM185 233H186V232H185ZM193 233H195V232H193ZM258 233H259V232H258ZM106 234H107V232H106ZM112 234H113V233H112ZM197 234H199V233H197ZM201 234H202V232H201ZM114 235H115V234H114ZM114 235H113V236H114ZM116 235H117V234H116ZM195 235H196V234H195ZM103 236H106V235H103ZM193 236H194V235H193ZM22 237H23V236H22ZM108 237H109V236H108ZM111 237H112V236H111ZM127 237H128V236H127ZM80 238H81V237H80ZM80 238H79V240L82 239V238H81V239H80ZM128 238H130V237H128ZM128 238H126V240H127ZM188 238H189V237H188ZM188 238H187V239H188ZM192 238H193V237H192ZM24 239H25V238H24ZM26 239H27V238H26ZM95 239H96V238H95ZM195 239H196V238H195ZM251 239H252V238H251ZM261 239H263V238H261ZM213 240H214V239H213ZM247 240H248V239H247ZM258 240H259V239H258ZM5 241H6V240H5ZM73 241H74V240H73ZM192 241H193V240H192ZM206 241H207V240H206ZM245 241H246V239H245ZM253 241H254V240H253ZM255 241H256V240H255ZM259 241H260V240H259ZM10 242H11V241H10ZM10 242H9L8 244H10ZM60 242H61V241H60ZM60 242H59V243H60ZM75 242H76V241H75ZM80 242H81V241H80ZM86 242H87V241H86ZM89 242H90V241H88V243H89ZM189 242H190V241H189ZM198 242H199V241H198ZM236 242H237V241H236ZM4 243H5V242H4ZM61 243H62V242H61ZM61 243H60V244H61ZM77 243H78V242H77ZM77 243H76V244H77ZM84 243H85V242H84ZM88 243L86 244L87 246L90 245V244H88ZM219 243H220V242H219ZM221 243H222V242H221ZM238 243H239V242H238ZM242 243H243V242H242ZM242 243H241V244H242ZM252 243H253V242H252ZM257 243H258V242H257ZM263 243H264V242H263ZM57 244H58V242H57ZM68 244H69V243H68ZM80 244H81V243H80ZM93 244H94V243H93ZM98 244H101V243H98ZM190 244H191V242H190ZM200 244H201V243H200ZM229 244H230V243H229ZM64 245H65V244H64ZM64 245H62V246L64 247ZM84 245H85V244H84ZM223 245H224V244H223ZM223 245H222V246H223ZM227 245H228V244H227ZM232 245H233V244H232ZM235 245H236V244H235ZM249 245H250V244H249ZM16 246H18V245H16ZM193 246L196 247V244H193ZM199 246H200V245H199ZM201 246H202V245H201ZM201 246H200V247H201ZM238 246H239V245H238ZM261 246H262V245H261ZM60 247H61V246H60ZM65 247H66V246H65ZM194 247H193V248H194ZM200 247H199V248H200ZM205 247H206V245H205ZM205 247H204V248H205ZM229 247H230V246H229ZM231 247H232V246H231ZM231 247H230V248H231ZM234 247H235V246H234ZM239 247H240V246H239ZM239 247H238V249H239ZM76 248H77V245H76ZM90 248H91V247H90ZM90 248H89V249H90ZM227 248H228V247H227ZM251 248H252V247H251ZM17 249H18V248H17ZM65 249H66V248H65ZM233 249H234V248H233ZM233 249H232V250H233ZM238 249H237V250H238ZM257 249H258V248H257ZM148 250H149V249H148ZM202 250H203V249H202ZM245 250H246V248H245ZM245 250H244V252H245ZM249 250H250V249H249ZM253 250H256V249H253ZM108 251H109V250H108ZM251 251H252V250H251ZM91 252H92V251H91ZM91 252L87 253V251H86V254H92ZM94 252H97V251H94ZM105 252H107V251H105ZM203 252H204V251H203ZM232 252H233V251H232ZM258 252H259V250L254 251V252H246V253H242V254L239 253L240 255H239L238 252H237V255H239V256H237V257H239V260H240L241 262H245L246 259H247V260H248V259H251V257H253V255L255 256L256 254H258ZM84 253H85V252H84ZM163 253H164V252H163ZM229 253H230V251H229ZM187 254H188V253H187ZM204 254H205V253H204ZM204 254H203V255H204ZM56 255H57V254H56ZM232 255H234V254H232ZM233 257H234V256H233ZM162 258H163V257H162ZM227 258H228V257H227ZM231 258H232V257H231ZM259 258H260V257H259ZM163 259H164V258H163ZM214 259H215V258H214ZM214 259H213V260H214ZM260 259H261V258H260ZM263 259H264V258H263ZM81 260H82V259H81ZM83 260H84V259H83ZM164 260H165V259H164ZM197 260H198V259H197ZM200 260H201V259H200ZM220 260H221V258H220ZM247 260H246V262H247ZM252 260H253V259H252ZM254 260H255V259H254ZM77 261H78V260H77ZM102 261H103V260H102ZM106 261H107V260H106ZM109 261H110V260H109ZM123 261H124V259H123ZM125 261H126V260H125ZM138 261H140V260H138ZM148 261H149V260H148ZM160 261H161V260H160ZM190 261H191V260H190ZM194 261H195V260H194ZM194 261H193V262H194ZM214 261H215V260H214ZM214 261H213V262H214ZM229 261H230V260H229ZM232 261H234V260H231L230 263H232ZM236 261H238L237 258H236ZM248 261H249V260H248ZM256 261H258V260H256ZM9 262H10V261H9ZM115 262H116V261H115ZM136 262H137V260H136ZM142 262H143V261H142ZM174 262H176V261H174ZM184 262H185V261H184ZM184 262H183V263H184ZM193 262H191V263L194 264ZM223 262L225 263V261H223ZM223 262H221V263L223 264ZM226 262H227V261H226ZM82 263H83V262H82ZM122 263H123V262H122ZM128 263H129V262H128ZM132 263H133V262H132ZM132 263H131V264H132ZM134 263H135V261H134ZM137 263H139V262H137ZM143 263H144V262H143ZM186 263H187V261H186ZM233 263H234V262H233ZM262 263H263V262H262ZM84 264H85V262H84ZM87 264H88V263H87ZM116 264H117V263H116ZM120 264H121V262H120ZM135 264H136V263H135ZM139 264H140V263H139ZM175 264H177V263H175ZM236 264H237V263H236ZM244 264H245V263H244ZM253 264H254V263H253ZM255 264H257V263H255ZM259 264H260V262H259Z\"/></svg>",
	"mask_w": 264,
	"mask_h": 264
}]
</instances>
